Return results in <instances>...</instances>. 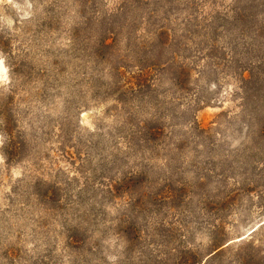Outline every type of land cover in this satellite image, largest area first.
<instances>
[{
    "label": "rangeland",
    "instance_id": "rangeland-1",
    "mask_svg": "<svg viewBox=\"0 0 264 264\" xmlns=\"http://www.w3.org/2000/svg\"><path fill=\"white\" fill-rule=\"evenodd\" d=\"M0 62V264H264V0H0Z\"/></svg>",
    "mask_w": 264,
    "mask_h": 264
},
{
    "label": "trees",
    "instance_id": "trees-1",
    "mask_svg": "<svg viewBox=\"0 0 264 264\" xmlns=\"http://www.w3.org/2000/svg\"><path fill=\"white\" fill-rule=\"evenodd\" d=\"M251 78H252V75L250 74L249 77H247L246 82L250 81ZM262 129H261V132H264ZM193 261L196 262V263H199L200 262V259L195 256L193 258Z\"/></svg>",
    "mask_w": 264,
    "mask_h": 264
},
{
    "label": "clouds",
    "instance_id": "clouds-1",
    "mask_svg": "<svg viewBox=\"0 0 264 264\" xmlns=\"http://www.w3.org/2000/svg\"><path fill=\"white\" fill-rule=\"evenodd\" d=\"M0 65H2V62H0Z\"/></svg>",
    "mask_w": 264,
    "mask_h": 264
}]
</instances>
